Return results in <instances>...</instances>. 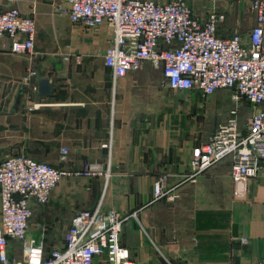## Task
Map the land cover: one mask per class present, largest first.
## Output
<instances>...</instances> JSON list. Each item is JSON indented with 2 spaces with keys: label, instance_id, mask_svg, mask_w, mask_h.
Listing matches in <instances>:
<instances>
[{
  "label": "crops",
  "instance_id": "obj_1",
  "mask_svg": "<svg viewBox=\"0 0 264 264\" xmlns=\"http://www.w3.org/2000/svg\"><path fill=\"white\" fill-rule=\"evenodd\" d=\"M202 1L191 5L204 18L211 2ZM64 4L0 0V12L17 7L37 25L34 59L13 54L11 41L0 38V162L23 154L71 171L96 163L111 177L64 178L50 203L35 208L29 238H41L44 228L48 242L77 212L102 203L107 211L137 213L122 234L137 264H257L264 258V167L239 198L231 158L196 182L185 180L193 149L209 141V128L217 130L204 123L206 112L199 114L214 94L174 92L150 63L115 81L104 63L113 30L74 24L61 13ZM229 6L227 0L223 8ZM231 13L224 36L236 29L228 27ZM30 69L37 76L26 86ZM43 80L52 86L46 97L39 92ZM64 147L68 164L60 161ZM164 174L174 202L154 201V184ZM21 255V245L12 244L10 257Z\"/></svg>",
  "mask_w": 264,
  "mask_h": 264
},
{
  "label": "built area",
  "instance_id": "obj_2",
  "mask_svg": "<svg viewBox=\"0 0 264 264\" xmlns=\"http://www.w3.org/2000/svg\"><path fill=\"white\" fill-rule=\"evenodd\" d=\"M14 2V0H9ZM192 0H64L60 8L74 24L86 28L108 26L114 32L104 55L114 80L141 70L150 63L174 92H199L203 98L221 90L234 92L239 102L252 105L247 131H239L236 118L221 125L212 138L192 151L190 173L197 178L231 158L237 198L249 180L264 167V0H248L254 26L222 34L231 8L227 0H210L206 16H197ZM37 25L17 7L0 12V38L11 41V52L34 59ZM37 72L30 69L24 84L31 86ZM62 164L69 162V149L61 150ZM69 176L85 180L106 179L111 171L101 164H86L71 171L40 162L26 155H13L0 162V264H137L122 246L125 222L137 213L124 215L104 210L77 212L60 247H47L45 230L30 239L35 208L50 203L61 181ZM170 177L161 175L154 184V201L174 202ZM21 245L22 257L12 259V244ZM257 264H264L262 258Z\"/></svg>",
  "mask_w": 264,
  "mask_h": 264
},
{
  "label": "rangeland",
  "instance_id": "obj_3",
  "mask_svg": "<svg viewBox=\"0 0 264 264\" xmlns=\"http://www.w3.org/2000/svg\"><path fill=\"white\" fill-rule=\"evenodd\" d=\"M209 0L202 1L204 4L208 5ZM230 3V8L232 13L229 17L228 27L229 28H239L240 30H249L250 24L252 23V15L249 10L248 0H228ZM234 92L229 90H221L214 94L213 97H209L208 101L204 102V107L199 111V114L205 116L204 123L212 122V125H217V129L228 123L232 118L237 119L238 128L241 133L247 131V124L250 116L252 115L253 109L250 102L246 99H242L236 102L234 99ZM213 98V99H212ZM215 122V123H214ZM209 124V123H208ZM208 136L209 140L212 138V129L209 128ZM207 131V130H206ZM68 227L60 232L59 236H54L53 239H49L47 242V247L53 249L60 247Z\"/></svg>",
  "mask_w": 264,
  "mask_h": 264
},
{
  "label": "water",
  "instance_id": "obj_4",
  "mask_svg": "<svg viewBox=\"0 0 264 264\" xmlns=\"http://www.w3.org/2000/svg\"><path fill=\"white\" fill-rule=\"evenodd\" d=\"M51 91H52V86L49 80H43L40 84V89H39L40 96L41 97L49 96L51 94Z\"/></svg>",
  "mask_w": 264,
  "mask_h": 264
}]
</instances>
